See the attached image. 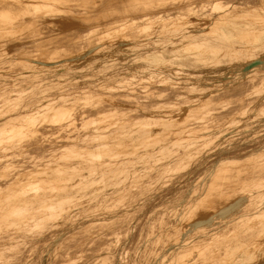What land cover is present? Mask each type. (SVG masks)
<instances>
[{
	"label": "bare ground",
	"instance_id": "6f19581e",
	"mask_svg": "<svg viewBox=\"0 0 264 264\" xmlns=\"http://www.w3.org/2000/svg\"><path fill=\"white\" fill-rule=\"evenodd\" d=\"M166 1L0 0V21H4L0 23V57L5 65L0 75L6 76L10 69L16 72L13 75L14 81L17 80L16 85L7 81L3 86L0 149L5 150L7 156L31 149L40 151L46 148L51 151L36 164L23 166L21 174L11 173L9 176L6 172L3 175L10 178L4 187L5 192L0 193V264H11L12 256L34 248L36 241L42 239L46 243L40 247L45 253L40 264H52L53 255L62 247L60 237L65 233H61L64 228L61 225L71 220V230L81 227V224L77 225L80 218L96 216L97 210L113 199H124L132 193L133 185L140 187L146 184L152 190L170 178L172 170L194 163L198 166L203 160L210 164L199 174L196 183L187 189V201L183 203L180 199L173 206L176 210L174 233L177 239L169 241L164 250L152 255L144 264H188L187 254L180 255L179 248L192 244L195 233L220 226L218 222L221 220L246 215L247 212L240 208L252 195L260 194L261 203L254 212L261 218L248 219L243 229L225 243V253L230 260L227 264L253 262L259 257V252L264 251V239L251 244L242 235L246 227L263 226L264 191L256 193L253 186H249L240 188L242 190L234 195L225 193L216 204L196 202L209 199L211 185L222 182L215 179L219 170L228 169L233 164L243 166L247 158L256 154L255 151L264 152L262 144L243 154H221L214 159L211 154L201 156L214 145L225 151L233 149L234 144L229 139L232 134H228H234L238 124H244L252 131V121H226L216 127L197 126L183 118L187 116L186 109L200 102L207 93L228 84L227 79L232 76H202L198 81L188 79L187 75H178L180 68L173 59L180 55L178 46L182 45L193 48L191 53L204 60L207 56L197 48L208 46L206 40L213 35L219 41L229 40L228 47L232 51L229 61L241 59V53L246 55L245 64L231 66L230 70L240 73L244 70L257 72L258 69L260 72L259 68L264 69V10L257 14L252 5L243 4V0H226L216 3V12L208 15L189 13L173 16L155 11ZM147 9L155 10L140 14ZM93 43L100 47V56L90 55ZM76 55L85 57L89 68L111 61L115 69L112 73L114 80H121L122 86L129 84L123 81L126 77L131 83L142 82L146 75L130 81L135 76L133 72L149 70L151 75L145 82L160 81L182 87L185 84L196 95L191 96V105L179 106L178 112L151 113L147 115L152 117L150 121H117L111 118L107 107L114 108L120 104L124 112L129 107L111 95L95 93L77 85L76 77L88 73V69L73 68L72 60ZM139 56L153 60L154 67L134 63ZM171 71L176 75L170 74ZM97 84L108 86V77L99 79ZM259 84L255 92L262 98L264 79ZM73 86L80 89L69 90ZM49 89H53L56 95L37 97L39 90ZM7 92L9 95L6 97ZM12 99L15 102L8 103ZM80 99H85L87 103L96 99L106 101L107 107L99 106L105 112L104 117L95 122L84 118L83 125L77 126L76 117L70 110ZM253 110L261 112L251 111L235 117H263V107L255 106ZM48 123L52 124L48 128L53 129V133L44 146L40 137L44 135ZM26 126L29 128L25 129ZM27 135L31 136L26 142L24 136ZM36 135L39 137L35 138ZM56 135H59L58 139ZM6 157H2L1 167L10 165ZM39 180L48 182L45 187L50 190L38 191L39 184L36 182ZM251 182H257V178L249 184ZM31 183H36L32 186L36 190H28ZM58 227L62 229L58 230ZM30 258L26 259V263L30 262ZM75 262L70 260L67 264Z\"/></svg>",
	"mask_w": 264,
	"mask_h": 264
},
{
	"label": "rangeland",
	"instance_id": "374dc122",
	"mask_svg": "<svg viewBox=\"0 0 264 264\" xmlns=\"http://www.w3.org/2000/svg\"><path fill=\"white\" fill-rule=\"evenodd\" d=\"M225 1L226 0H167L160 4L159 8L156 10L147 9L140 11V14H146L149 11L155 10L162 13H170L173 16L189 13L208 15L216 12V3L221 4ZM242 2L243 4H251L252 10L257 14L264 10V0H243ZM136 15L137 13L135 16ZM2 22L4 23V21H0V23ZM206 43L208 46L197 48L201 54H204L205 57L207 56L204 60L197 58L195 54L191 53L193 48L182 45L178 46L180 55L173 58L176 61V66L180 68L178 75H187L188 79L190 78L196 81L201 80L202 76L232 77L227 79V81H229L228 84L212 93H207L200 102L194 103L193 107L186 109L185 113L187 116L183 118L188 122H193L197 126L204 124L216 127L226 121L247 123L248 121H252V131L248 129L246 125L243 124L240 126V124H238L235 127L236 132L234 131V134L233 132L228 134V136L232 134L229 139L230 142L234 144L233 149L225 151L218 145H210V147H212H209L210 149L207 148L209 150L202 153L201 156L211 154L210 157L214 159L219 158L221 154H243L252 148L264 144V115L261 117L262 119L257 117H235V115L241 113L255 111L253 110L255 106L264 108V93L262 98H259L256 94L257 92H255L260 85L259 83L264 79V69L259 68L260 72H258V69L257 72L244 70L237 73V71H232L230 70L231 66H239L247 62L246 55L241 53V59L229 61L231 57L230 53L232 52L228 47L230 45L229 40L219 41L212 35L208 41L206 40ZM167 47L168 44L165 48ZM101 54L102 51L100 47H96V44L93 43L90 47V55L95 57ZM0 55H2L1 45ZM181 61H184V63H181ZM86 62L85 57L82 55H76L72 60L73 68L88 69V73L76 77L75 80L77 85H83L84 88L90 89L95 93H106L107 95H111L118 101H122L119 103L123 104L125 107H129V110L126 112L122 111L120 104L114 108L107 107L108 103L103 100L96 99L91 101V103H87L85 99H80L72 105L70 110L74 117H76L75 124L77 126L83 125L84 118L89 122L101 120L105 112L101 111L99 106L109 108L107 111L112 114L111 118L114 120L142 122L152 120V117L147 116L151 113L164 114L178 112L179 106L191 105V96L196 95L192 94L185 84H183L182 87L160 81L156 83H150L149 81L145 82V80H147L146 78L151 75L149 70L133 72L135 76L132 77L130 81L139 80L141 76L146 75L142 82L131 83L128 82L130 78L126 77L123 81L129 84L126 85L124 83L125 85L122 86L120 85L122 84L121 80L120 82L114 80L112 73L115 69L111 61H103L101 65L93 68L87 67ZM133 62L141 65L146 64L149 68H153L155 63L153 60L145 58L144 56L137 57ZM4 67L3 58L1 59L0 57V70H5ZM174 71H176V69H174ZM7 72L10 74L7 73L6 76L0 75V105L4 104L3 97L5 94H2V92H4L3 86H6L7 81L9 83L15 82V85L17 82V80L14 81L15 78L13 75L16 72L10 69H8ZM170 74L176 75V73L172 71ZM104 77H108L109 84L106 87H100L97 82ZM75 89H80V87L73 86L69 90L74 91ZM12 92L16 93V91ZM8 95L9 93L7 92L6 97ZM36 95L37 97H53L56 94L53 89H49L39 90ZM16 100L19 101V99ZM11 101L8 103L15 102V99ZM25 102L26 101H23V103ZM27 104L30 105L31 103ZM34 106L38 107L39 105L35 104ZM50 124L51 123L46 124L44 135L40 137V143L44 146L50 140L52 136L51 133H53V129L48 128ZM26 128L28 129L29 127L26 126L25 129ZM258 129L260 130L259 132H253ZM30 136L31 135L24 136V138H27L26 142L29 140ZM38 137L39 135H36L35 138ZM56 137L58 139L59 135H56ZM6 143H9V141H6ZM49 152L51 151H47L46 148L40 151L31 149L19 154H10L7 156L6 151L0 149V161L2 157L4 159L7 156L6 158L10 163L8 167L0 166V193L5 192L4 187L10 178L8 176H3L6 172H8L9 176H11V173L15 175L21 174V170H23L21 168L23 166L36 164L37 161L43 160ZM255 153L254 156L247 158L246 164L243 166L233 164L228 169L225 168L226 170L224 168L219 170V172L215 174L218 175L215 179H220L222 182L211 185L209 188L211 197L209 196V199L205 198L196 202L202 205L216 204L225 193L229 192L231 195H234L242 190L240 188L249 186H253L256 193L264 191V152L262 150H257ZM194 164L185 165L176 170H172L171 177L160 182L157 187L152 190L149 189L146 184H142L140 187L133 185V190L130 195H126L127 197L124 199H113L110 203H107L97 210L96 216H86L82 218V220L80 218L79 224L77 225L81 224V227L77 226L76 229H72L73 231L71 230V220L61 225L62 227L64 226L63 229L58 227V230L62 229L63 232L61 231V233L65 234L62 238L60 237L62 247L60 251L58 249L53 255L52 264H67L70 260H76L74 264H144L146 260H150L152 255L164 250L169 241L177 239L174 233V225L177 222L175 215L176 210L173 206L179 203L180 199L183 203L187 201L185 197L187 189L196 183L199 174L203 171L205 166L210 163H204L203 160L198 166ZM253 178H257V182H251V184H249ZM36 183L39 184V187H37L38 191L50 190L45 187L49 185L45 180H39ZM33 184L30 185L28 190H36L32 188ZM260 195H252V197L240 208L244 212H247L246 215L233 217V219H227L226 221L221 220L218 222L220 226L209 229L208 231L195 233L192 244L178 249V251L181 252L180 255L183 253L187 254L186 256L189 258L188 264L229 263L230 260H228L227 254L225 253L227 247L225 243H228L229 240L233 239L235 233L243 229L248 219L261 218L260 214L254 212L257 208L259 209V204L261 203V200H259ZM180 206H182V204H180ZM83 221L88 222L84 224ZM246 228L242 231V235L245 236L251 244L255 240L260 241L264 239V224L257 228L252 226L251 228ZM147 238L148 242H146ZM44 241V239L38 240L34 248L23 250L12 256L10 263L40 264V261L43 259L41 257L45 254L40 249V247L44 246L46 243ZM262 249L264 250V245H262ZM153 251L155 253H153ZM258 256L257 260L247 264H264V251L259 252ZM28 257L32 258H30L29 263H26ZM153 259H155V257Z\"/></svg>",
	"mask_w": 264,
	"mask_h": 264
}]
</instances>
